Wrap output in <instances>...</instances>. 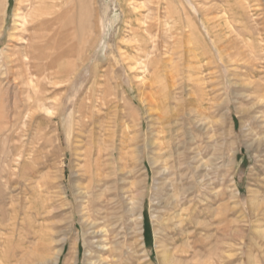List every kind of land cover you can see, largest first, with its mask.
<instances>
[{
	"label": "rangeland",
	"instance_id": "rangeland-1",
	"mask_svg": "<svg viewBox=\"0 0 264 264\" xmlns=\"http://www.w3.org/2000/svg\"><path fill=\"white\" fill-rule=\"evenodd\" d=\"M86 3L56 86L18 62L46 0H0V264H264V0Z\"/></svg>",
	"mask_w": 264,
	"mask_h": 264
},
{
	"label": "bare ground",
	"instance_id": "bare-ground-1",
	"mask_svg": "<svg viewBox=\"0 0 264 264\" xmlns=\"http://www.w3.org/2000/svg\"><path fill=\"white\" fill-rule=\"evenodd\" d=\"M135 3L136 2H129V5H132V4L135 5ZM144 4L145 3H143V5ZM62 5L63 3H58L56 0H46L45 20L43 24L44 33L42 35L37 33L36 37L35 36L33 37L32 35V37H30L28 40L22 39V41H24L22 42V44L25 46H24L23 52L21 51L20 53V58L18 59V62L23 66L24 71H26L25 75H27L26 77H28L29 81L31 80L33 82L34 80L32 78L34 77H37L38 79L42 77L43 80L50 85H53V84L60 85V84L67 82L66 80H64L65 76L68 74L71 75V73L77 71V69L79 68L77 62L79 61L83 62L84 60L83 55L85 54V52L89 50L88 47L93 42L92 37H91L92 29H93L92 28L93 10L91 6L89 5V3L87 4L86 0H79V3L75 4L74 8L71 7L70 9H67L65 11L62 9L63 7ZM133 9L135 10V12L132 15L133 16L132 21H135V22L131 21L130 22L131 25H129L130 26L129 33H130V36H132L133 44H131L128 48V53L130 55L128 56V58L132 60H141L143 58L146 59V57L149 56V53H150L149 50L152 44L154 46L156 45L155 44L156 42L154 41L155 37L153 38L150 35L151 34L150 32H149L150 34L149 33L146 34L142 29L143 23L139 24L141 22V19H143V16L141 13L142 7L136 6ZM147 15L149 14H146V16ZM149 23L152 24L151 22ZM174 26L175 25H173V27ZM23 29H25V27ZM126 33L129 35L128 32ZM153 33L152 35L155 34ZM140 64H141V61H140ZM131 69L135 70L134 68H131ZM94 156L95 155L90 150L85 155V158L87 160V169L85 173L86 175H89L90 178H93V176L94 177L96 176V168H95L96 166L95 164L91 163V159ZM88 227H89V230L91 231L90 235L94 237H98L100 233H102V230L98 229L96 220L91 225H88ZM57 261L58 260H56L55 264H58ZM91 264H113V263L110 262L108 259H106V260H101L98 263H91Z\"/></svg>",
	"mask_w": 264,
	"mask_h": 264
}]
</instances>
